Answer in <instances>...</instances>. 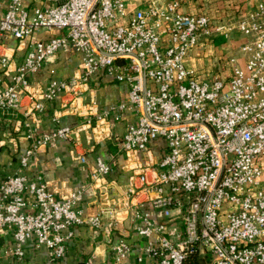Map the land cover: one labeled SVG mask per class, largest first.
<instances>
[{
  "label": "built area",
  "instance_id": "1",
  "mask_svg": "<svg viewBox=\"0 0 264 264\" xmlns=\"http://www.w3.org/2000/svg\"><path fill=\"white\" fill-rule=\"evenodd\" d=\"M24 1L0 0V110L17 111L27 96L29 114L41 113L61 95L64 110L87 114L83 96L103 75L126 87L127 100L109 106L99 120L129 110L135 122L110 161L91 167L88 187L106 190L114 183L108 176L116 155L126 154L128 186L116 212L85 219L84 187L56 198L45 182L22 172L0 181V233L12 232L11 254L21 258L31 241L46 249L44 264H58L75 227L99 230L109 215L147 240L142 250L152 264H185L198 254L205 264H264V4L212 27L206 16L179 14L181 0H143L133 13L129 0H41L31 9ZM51 32L58 34L48 37ZM232 33L249 39L241 47L244 67L232 58L229 79L199 81L185 58ZM35 35L43 37L30 41ZM66 46L80 57L79 71L51 79L45 89L31 86L29 78ZM25 126L31 146L19 157L21 169L38 147L73 133L58 126L38 138ZM155 142L161 143L157 157ZM112 251L114 264H122L132 247L120 239Z\"/></svg>",
  "mask_w": 264,
  "mask_h": 264
},
{
  "label": "crops",
  "instance_id": "2",
  "mask_svg": "<svg viewBox=\"0 0 264 264\" xmlns=\"http://www.w3.org/2000/svg\"><path fill=\"white\" fill-rule=\"evenodd\" d=\"M260 3L264 4V0H181L178 13L206 16L210 25L214 27L235 22L239 17L255 11ZM40 5H43L41 0L24 1V6L28 9ZM128 5L130 13L144 6L143 0H129ZM56 34L58 32L46 35L49 37ZM42 37L43 35H35L30 41ZM248 40L239 33L211 39L193 49L185 58L184 64L201 82L209 81L215 76L229 79L231 77L229 59H236L238 64L244 67L246 54L242 52L241 47ZM80 65L78 54L66 46L46 62L37 74L31 76L29 83L31 86L38 85L45 89L51 79H66L77 73ZM88 89L83 96L82 105H87L90 111L84 115L64 110L61 95L53 101L46 102L41 113L29 114L30 103L27 96L23 97L22 105L17 111L0 110V181L22 172L34 181L45 182L48 190L56 198L68 196L84 187L80 208L85 219L100 211L116 212L124 200L123 193L127 189L129 175L125 170L126 154L116 155V166L108 176V180L115 184H110L106 190L88 187L89 178L91 167L98 159L108 162L110 156L116 154L123 131L127 125L135 122L129 110L122 112L119 119H115L113 113L103 120L98 118L109 106L127 100L125 86L101 75L90 81ZM91 102L95 105L91 106ZM25 125H28L38 138L58 126L70 127L73 133L66 141L56 140L38 147L29 166L21 169L19 157L31 146L26 139ZM100 129L107 130L109 137L104 138ZM160 147V142L152 144L153 157L159 155L157 149ZM82 157L84 162L81 161ZM143 158L144 154H141L140 159ZM175 224L169 225V230L175 231ZM120 239L132 247V253L122 264H152V260L147 258L142 250L147 240L139 237L129 222L115 225L109 215H103L99 230L86 225L75 227L72 238L67 242L65 256L58 264H114L112 247ZM13 247L12 232L9 230L1 232L0 264H44L46 260V249L35 247L31 241L26 242L24 254L19 259L11 254ZM138 257L142 258L141 262L137 260ZM192 264H205V261L198 254Z\"/></svg>",
  "mask_w": 264,
  "mask_h": 264
},
{
  "label": "trees",
  "instance_id": "3",
  "mask_svg": "<svg viewBox=\"0 0 264 264\" xmlns=\"http://www.w3.org/2000/svg\"><path fill=\"white\" fill-rule=\"evenodd\" d=\"M196 255H192L188 258L187 262L185 264H192L195 262Z\"/></svg>",
  "mask_w": 264,
  "mask_h": 264
}]
</instances>
